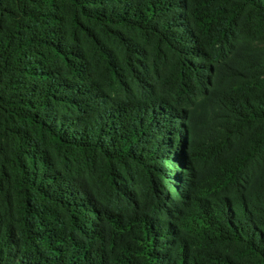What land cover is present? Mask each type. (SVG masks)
<instances>
[{"label": "trees", "instance_id": "trees-1", "mask_svg": "<svg viewBox=\"0 0 264 264\" xmlns=\"http://www.w3.org/2000/svg\"><path fill=\"white\" fill-rule=\"evenodd\" d=\"M0 264H264V0H0Z\"/></svg>", "mask_w": 264, "mask_h": 264}]
</instances>
